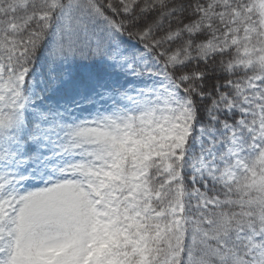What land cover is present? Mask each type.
Instances as JSON below:
<instances>
[{"label": "snow or ice", "instance_id": "snow-or-ice-1", "mask_svg": "<svg viewBox=\"0 0 264 264\" xmlns=\"http://www.w3.org/2000/svg\"><path fill=\"white\" fill-rule=\"evenodd\" d=\"M0 264H264V0H0Z\"/></svg>", "mask_w": 264, "mask_h": 264}]
</instances>
